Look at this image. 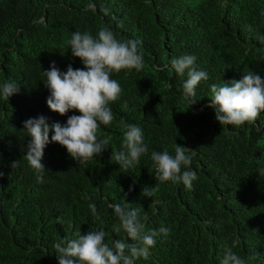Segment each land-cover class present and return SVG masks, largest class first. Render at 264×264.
Instances as JSON below:
<instances>
[{
  "label": "trees",
  "instance_id": "16d2710c",
  "mask_svg": "<svg viewBox=\"0 0 264 264\" xmlns=\"http://www.w3.org/2000/svg\"><path fill=\"white\" fill-rule=\"evenodd\" d=\"M101 26L119 40L140 41L144 67L113 74L122 95L111 104V126L100 129L111 137L109 148L81 164L50 142L40 183L25 157L31 137L24 122L44 116L65 124L79 115L48 108L43 71L53 62L61 72L83 68L66 41L75 31L95 36ZM257 36H264V0H0V83L18 86L9 101L0 99V264H58L54 244L78 228L103 230L110 244L125 239L110 207L124 200L147 213L146 230L169 229L135 264H220L226 246L264 264V113L237 129L221 126L208 106L213 83L240 80L245 70L264 77ZM184 54H194L209 76L193 105L182 91L186 74L171 66ZM121 122L140 126L149 146L128 172L111 162V149L126 150ZM176 144L193 149L192 190L155 179L151 152L174 155Z\"/></svg>",
  "mask_w": 264,
  "mask_h": 264
},
{
  "label": "clouds",
  "instance_id": "9594fccd",
  "mask_svg": "<svg viewBox=\"0 0 264 264\" xmlns=\"http://www.w3.org/2000/svg\"><path fill=\"white\" fill-rule=\"evenodd\" d=\"M88 7L94 5L89 4ZM101 11L107 15L109 10L102 8ZM257 39L264 43V36H257ZM66 43L72 56L82 62L83 68L74 69L69 65L66 72H61L53 62L49 70L43 71L46 77L44 84L50 93L46 103L52 112L61 116L70 111L79 112V115L68 116L65 124H49L46 117L39 116L26 120L23 126L31 137L25 157L40 183L46 171L42 164L44 149L50 142L64 147L69 156L81 164L88 163L109 148L111 137H101L100 129L102 125L111 126L114 120L111 104L119 101L122 95L121 85L112 78L113 74L132 70L139 72L145 62L140 41L119 40L107 26H101L95 36L88 31H75ZM196 60L194 54H184L171 62L179 76H187L182 91L191 105L198 101L195 97L199 84L209 79L206 71L198 69ZM210 91L208 106L214 110L221 126L240 129L246 124H255L264 113V77L258 73L245 70L242 79L213 83ZM17 92L18 86L14 82L5 80L0 83V99L9 101ZM121 126L123 148L126 150L111 149V162L128 172L149 153V146L140 126L124 122ZM50 132L54 133L51 139ZM193 154V149L178 144L174 155L168 150H153L150 159L156 170L155 179L161 183L183 184L187 190H192L193 181L197 179L196 172L191 170ZM16 163L13 162L11 167ZM3 175L0 171V177ZM129 191H132L131 187ZM151 195V192L144 193L145 197ZM110 207L126 238L115 239L110 244L105 242L103 230L82 233L78 228L72 238L61 239L54 244L58 264H135L137 260H147L157 238L166 237L169 233L167 227L146 230L147 213L142 215L140 208H132L125 200L123 204L116 203ZM89 209L95 219H101L94 203L89 204ZM128 240L131 243L126 242ZM252 259H255L254 255L246 260L231 246H226L220 264H249Z\"/></svg>",
  "mask_w": 264,
  "mask_h": 264
}]
</instances>
